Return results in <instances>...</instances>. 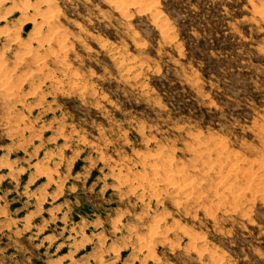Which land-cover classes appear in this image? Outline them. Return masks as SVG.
Instances as JSON below:
<instances>
[{
	"label": "rangeland",
	"instance_id": "1",
	"mask_svg": "<svg viewBox=\"0 0 264 264\" xmlns=\"http://www.w3.org/2000/svg\"><path fill=\"white\" fill-rule=\"evenodd\" d=\"M0 264H264V0H0Z\"/></svg>",
	"mask_w": 264,
	"mask_h": 264
},
{
	"label": "bare ground",
	"instance_id": "2",
	"mask_svg": "<svg viewBox=\"0 0 264 264\" xmlns=\"http://www.w3.org/2000/svg\"><path fill=\"white\" fill-rule=\"evenodd\" d=\"M41 4V3H40ZM122 5V4H121ZM49 11V10H48ZM47 13V12H46ZM49 13V12H48ZM53 13V12H52ZM50 15V14H49ZM50 18V17H49ZM53 19V18H52ZM38 30V29H37ZM55 31V30H54ZM10 36V35H9ZM59 37V36H58ZM50 42V41H49ZM63 53V52H62ZM3 57V56H2ZM17 57V56H16ZM44 60V59H43ZM25 62V61H24ZM5 79V78H4ZM22 82V81H21ZM156 166V165H155ZM152 169V168H150ZM170 172V171H169ZM167 182V181H166ZM190 195V194H189ZM151 235V234H150ZM153 239V238H152ZM148 252V251H147ZM147 256V255H146Z\"/></svg>",
	"mask_w": 264,
	"mask_h": 264
}]
</instances>
